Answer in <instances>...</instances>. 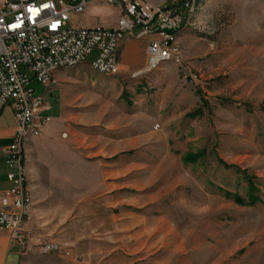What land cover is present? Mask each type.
<instances>
[{
	"label": "rangeland",
	"instance_id": "374dc122",
	"mask_svg": "<svg viewBox=\"0 0 264 264\" xmlns=\"http://www.w3.org/2000/svg\"><path fill=\"white\" fill-rule=\"evenodd\" d=\"M179 4L180 63L107 77L93 54L56 74L44 117L59 125L61 106L87 204L60 243L73 257L35 264H264V0ZM119 10L71 24L111 28Z\"/></svg>",
	"mask_w": 264,
	"mask_h": 264
},
{
	"label": "built area",
	"instance_id": "2783aa9c",
	"mask_svg": "<svg viewBox=\"0 0 264 264\" xmlns=\"http://www.w3.org/2000/svg\"><path fill=\"white\" fill-rule=\"evenodd\" d=\"M106 5L120 6V17L114 28L84 27L71 24L75 17L87 12V0H0V116L12 104L17 125L13 143L3 150L11 188L0 192V230L10 233L22 253L31 251L30 238L24 225L32 213L24 191L22 142L26 131L39 137L51 120L40 118L48 93H54L57 78H52V64L82 62L96 53L90 66L121 73L118 44L123 40H144L154 36L147 48V67L160 58L181 62L178 40L174 30L183 23L175 9L164 8L138 0H92ZM71 24V25H70ZM135 30L138 33L135 34ZM33 80L42 84L46 92L37 95L31 87ZM66 136V135H64ZM57 242L37 245L42 255L73 257ZM76 260H80L77 256Z\"/></svg>",
	"mask_w": 264,
	"mask_h": 264
},
{
	"label": "crops",
	"instance_id": "0c3cea01",
	"mask_svg": "<svg viewBox=\"0 0 264 264\" xmlns=\"http://www.w3.org/2000/svg\"><path fill=\"white\" fill-rule=\"evenodd\" d=\"M138 1H147L164 8L180 5V0H172L171 2L170 0ZM96 3L91 1L87 11ZM120 14L121 11L119 10L118 19ZM116 25L111 28L116 27ZM154 38V36L146 38L147 46L142 58L136 57L133 40L119 42L117 54L121 73L125 72L132 75L147 69V48ZM96 53L93 54L96 56ZM59 74L60 72L57 73V75ZM51 106L54 105L51 104ZM53 110L45 109L39 117L43 118L44 115ZM58 117L60 118L59 122H61L59 125H50L53 122L51 118L50 122L43 127L41 135L28 139L24 148L28 189L34 201V208L30 219L24 225V232L30 238L32 252L30 254L22 253L18 244L11 239L10 233L0 230V264H35L40 258L54 260L57 256L42 255L37 245L52 241L66 243V233L71 228L70 221L80 217L86 208L87 203L82 204L80 191H76L81 187V181L74 179V152L71 139L65 133L69 130L70 124L65 121L61 106ZM16 130L13 106L10 103L4 108L0 116V192L7 191L12 186L7 179L8 168L5 164L3 150L13 143ZM76 202H81V204H78L74 211L73 204ZM100 202H102L100 203V210H104L105 205L108 208L120 205L119 198L110 199L108 197ZM74 212L77 216H74Z\"/></svg>",
	"mask_w": 264,
	"mask_h": 264
},
{
	"label": "bare ground",
	"instance_id": "6f19581e",
	"mask_svg": "<svg viewBox=\"0 0 264 264\" xmlns=\"http://www.w3.org/2000/svg\"><path fill=\"white\" fill-rule=\"evenodd\" d=\"M191 6V5H190ZM173 39L178 40L179 36L182 32V28H180V25L177 26V28H174L173 30ZM167 62H174L175 63V59H168V58H160L159 61H157V63L152 64V66L150 68H147L145 71L143 72H150L152 70L157 69L160 65L167 63ZM82 62H63V63H54L52 64V78H57L56 74L64 69L67 68H75L78 67L80 65H82ZM91 68L96 71L98 74L104 75V76H117L121 73H115V71H109V70H104V69H99V68H95L93 66H91ZM139 74V73H138ZM137 74V75H138ZM66 137V136H64ZM33 138V131H26V139H24V142H22V163H23V174H24V191H25V196H27L28 201H29V209H30V213H32L33 208H34V201L32 198V195L28 189V178H27V174H26V170H25V144L28 141V139ZM25 253H31V251H24Z\"/></svg>",
	"mask_w": 264,
	"mask_h": 264
},
{
	"label": "water",
	"instance_id": "95a60500",
	"mask_svg": "<svg viewBox=\"0 0 264 264\" xmlns=\"http://www.w3.org/2000/svg\"><path fill=\"white\" fill-rule=\"evenodd\" d=\"M168 32L173 33L174 31L173 30H168Z\"/></svg>",
	"mask_w": 264,
	"mask_h": 264
}]
</instances>
